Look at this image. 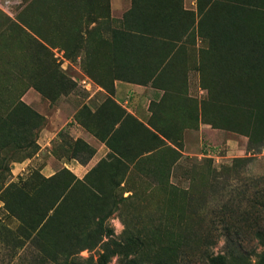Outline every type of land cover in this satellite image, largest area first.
<instances>
[{
    "label": "rangeland",
    "instance_id": "1",
    "mask_svg": "<svg viewBox=\"0 0 264 264\" xmlns=\"http://www.w3.org/2000/svg\"><path fill=\"white\" fill-rule=\"evenodd\" d=\"M102 257L264 264V0H0V264Z\"/></svg>",
    "mask_w": 264,
    "mask_h": 264
},
{
    "label": "trees",
    "instance_id": "2",
    "mask_svg": "<svg viewBox=\"0 0 264 264\" xmlns=\"http://www.w3.org/2000/svg\"><path fill=\"white\" fill-rule=\"evenodd\" d=\"M100 264H106V261H105L104 257H102Z\"/></svg>",
    "mask_w": 264,
    "mask_h": 264
}]
</instances>
